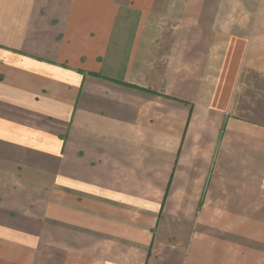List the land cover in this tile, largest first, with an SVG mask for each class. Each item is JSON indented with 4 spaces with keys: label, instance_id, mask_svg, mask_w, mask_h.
I'll return each instance as SVG.
<instances>
[{
    "label": "crops",
    "instance_id": "1",
    "mask_svg": "<svg viewBox=\"0 0 264 264\" xmlns=\"http://www.w3.org/2000/svg\"><path fill=\"white\" fill-rule=\"evenodd\" d=\"M245 73L264 76V0H0V257L264 264Z\"/></svg>",
    "mask_w": 264,
    "mask_h": 264
},
{
    "label": "rangeland",
    "instance_id": "2",
    "mask_svg": "<svg viewBox=\"0 0 264 264\" xmlns=\"http://www.w3.org/2000/svg\"><path fill=\"white\" fill-rule=\"evenodd\" d=\"M124 15H131L130 13H124ZM124 27L127 28V30L131 29V25L129 24H124ZM245 86L243 87V89H240V103L238 105L235 106V114L237 116H242L245 117L247 120L250 121H255L258 122L259 120H263L264 121V76H258V75H251V73H245ZM257 85V86H256ZM259 107V108H258ZM257 109L259 110L260 114L255 112V110L257 111ZM261 116L263 117L262 119H258L257 117ZM23 187V186H21ZM20 190H22V188H20ZM36 200L34 202V205L37 211H41L43 212V208H45V206H49L50 204V200L46 199L45 196L43 195L45 191L44 189V185L43 184H37L36 188ZM48 195V194H47ZM52 206H58L55 203H58V200H54L52 199ZM43 218H45L42 214L41 216H36L35 220H36V225L38 223H44L45 221L43 220ZM4 234H13L14 233H6V232H0V236L1 237H5L4 239L0 240V245H5L6 244H10V240L6 239V236H3ZM27 232H19L17 233V237H22V235H26ZM0 237V239H1ZM8 240V241H6ZM43 248V247H42ZM44 249V248H43ZM1 250V248H0ZM10 250L8 247L7 248H3V251H7ZM5 260H11L10 256H6L0 257V264H13L10 261H5ZM5 261V262H4ZM22 264V263H20Z\"/></svg>",
    "mask_w": 264,
    "mask_h": 264
}]
</instances>
